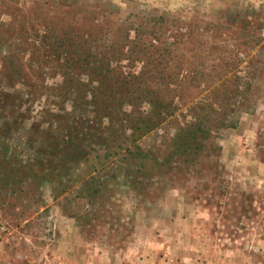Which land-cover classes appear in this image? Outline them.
<instances>
[{"label":"rangeland","instance_id":"374dc122","mask_svg":"<svg viewBox=\"0 0 264 264\" xmlns=\"http://www.w3.org/2000/svg\"><path fill=\"white\" fill-rule=\"evenodd\" d=\"M109 32L138 60L81 70ZM113 72L175 104L132 154ZM0 264H264V0H0Z\"/></svg>","mask_w":264,"mask_h":264},{"label":"trees","instance_id":"16d2710c","mask_svg":"<svg viewBox=\"0 0 264 264\" xmlns=\"http://www.w3.org/2000/svg\"><path fill=\"white\" fill-rule=\"evenodd\" d=\"M137 33H139L138 36L141 35V31H138ZM109 37L110 32L105 38L99 39L98 37H95L93 41L94 47L92 51L88 49V44H90V41L86 38L82 40L81 46H83L84 51L82 60H79L81 70H84V72H102L105 68L106 73H108V67L109 65L111 66L114 58L112 56H114L115 53L117 54L115 59L118 63L126 60L128 64H132L133 62L138 60V55L132 48L131 50H129V52H123L119 49L115 50L114 45L109 44V42H113V40H111ZM137 45L134 46V49L139 48V51H143L145 53V56L148 58L152 56L151 54H146L147 48L144 47L143 44L141 45V48ZM145 63L147 65L149 62ZM113 70L115 72L116 69L113 68ZM114 72L111 76L99 77L95 78V80L92 79L90 83H85V85L94 88L93 90L89 91L93 93L91 99L97 100V96L107 98L99 99L100 104H109L107 108H103L104 117L108 118L109 121L111 119L112 122H121V126L129 125L133 127L131 128V133L129 134V136L125 138V143L130 140L132 142V145L129 148L123 150L127 154H132L133 149H136L137 151L141 150L139 146L135 145V141L138 139V136L145 135L152 130H158L161 125L167 121V118H175L174 107L172 106L174 104V101L169 103L164 98V96L161 95L157 88L150 89V87L148 86V84H150V80L146 79L147 77L143 78V75H141V77H138L130 74L129 72H124L122 74L116 75ZM79 79V83L80 81H87V78H84L82 74L80 75ZM137 102L147 103L150 109L146 111V114L138 112V108H135L134 105V103ZM124 105L130 106V108L132 109H130L129 112L126 113L121 110V107H123ZM202 120L203 118L197 117L196 120L186 122L185 127L181 128L180 131H182L184 134H190L194 131H198V129H201L200 123ZM142 125H145L144 129L142 128ZM87 130L74 133H69L68 131H66L64 132V138H66V142L69 143H71L72 140L78 141L79 147L81 149L89 141L92 142V140H95L94 138H90L89 132L91 133V131L89 130V132H87ZM177 139L178 138L176 136H173L170 141V148L174 146ZM100 140L101 139H99V141ZM116 149H120V147H116ZM107 152L110 153L111 151L107 149ZM36 153L39 154V152L37 151ZM63 159L66 158L64 157Z\"/></svg>","mask_w":264,"mask_h":264}]
</instances>
